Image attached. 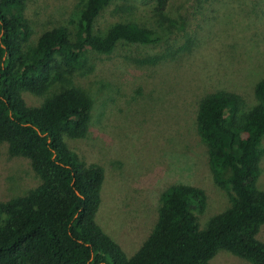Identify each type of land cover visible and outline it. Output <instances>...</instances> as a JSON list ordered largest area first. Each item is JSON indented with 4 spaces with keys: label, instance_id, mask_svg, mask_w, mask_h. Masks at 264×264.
<instances>
[{
    "label": "trees",
    "instance_id": "16d2710c",
    "mask_svg": "<svg viewBox=\"0 0 264 264\" xmlns=\"http://www.w3.org/2000/svg\"><path fill=\"white\" fill-rule=\"evenodd\" d=\"M112 0H83L71 27L44 31L32 44L23 18L25 0H0V142L13 156L30 160L41 185L0 203V264H212L226 251L250 264H264V191L256 186L264 138V77L254 87L257 104L238 117L240 102L217 92L198 102L197 129L206 147L212 181L230 194V207L200 229L201 188L174 185L162 195L157 221L130 257L96 223L103 170L87 166L64 142L85 137L92 102L79 89H65L39 107H27L22 90L42 95L59 62L81 68L88 52L110 54L120 43L151 45L158 34L143 24L121 22L94 32ZM170 0H155L163 18ZM76 68V69H77Z\"/></svg>",
    "mask_w": 264,
    "mask_h": 264
},
{
    "label": "rangeland",
    "instance_id": "374dc122",
    "mask_svg": "<svg viewBox=\"0 0 264 264\" xmlns=\"http://www.w3.org/2000/svg\"><path fill=\"white\" fill-rule=\"evenodd\" d=\"M83 0H25L23 18L33 44L46 30L71 27ZM85 1V0H84ZM155 0H112L94 32L134 22L160 37L151 45L120 43L110 54L88 52L81 68L61 62L42 95L22 90L27 107H39L65 89L92 102L85 137L63 138L87 166L104 173L96 223L130 257L152 231L164 191L174 185L201 188L203 210H193L200 229L230 207L227 189L212 181L197 129L198 102L209 94L237 96L238 117L257 104L264 77V0H170L163 18ZM256 186L264 191V138ZM42 180L29 159L0 142V203L28 195ZM264 243V225L257 235ZM212 264H250L219 251Z\"/></svg>",
    "mask_w": 264,
    "mask_h": 264
}]
</instances>
